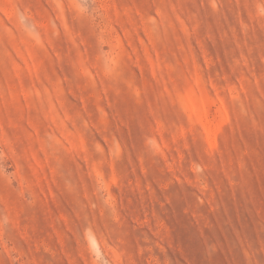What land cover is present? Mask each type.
<instances>
[{"label":"rangeland","instance_id":"374dc122","mask_svg":"<svg viewBox=\"0 0 264 264\" xmlns=\"http://www.w3.org/2000/svg\"><path fill=\"white\" fill-rule=\"evenodd\" d=\"M0 264H264V0H0Z\"/></svg>","mask_w":264,"mask_h":264}]
</instances>
